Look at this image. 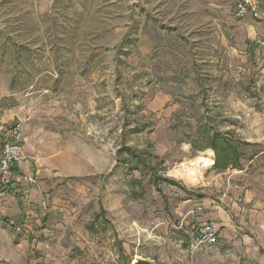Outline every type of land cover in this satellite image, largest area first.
<instances>
[{
  "label": "rangeland",
  "instance_id": "374dc122",
  "mask_svg": "<svg viewBox=\"0 0 264 264\" xmlns=\"http://www.w3.org/2000/svg\"><path fill=\"white\" fill-rule=\"evenodd\" d=\"M242 1L0 0V155L21 121L74 217L40 245L2 220L0 264H264V0Z\"/></svg>",
  "mask_w": 264,
  "mask_h": 264
},
{
  "label": "crops",
  "instance_id": "0c3cea01",
  "mask_svg": "<svg viewBox=\"0 0 264 264\" xmlns=\"http://www.w3.org/2000/svg\"><path fill=\"white\" fill-rule=\"evenodd\" d=\"M67 196L66 182L49 167L38 164L36 182L11 188L1 216L5 222L3 228L15 230L16 226L26 225L30 228L27 234L30 236L39 234L36 242L38 245L43 244V236H47L49 232L48 224L53 225L56 220H63L56 224V233L57 230L66 231L68 226L65 224L72 225L74 217L69 210ZM35 228L41 229L35 231Z\"/></svg>",
  "mask_w": 264,
  "mask_h": 264
},
{
  "label": "built area",
  "instance_id": "2783aa9c",
  "mask_svg": "<svg viewBox=\"0 0 264 264\" xmlns=\"http://www.w3.org/2000/svg\"><path fill=\"white\" fill-rule=\"evenodd\" d=\"M249 12L255 16L258 15L256 8L251 6L250 0H243L237 5L236 17L243 18ZM262 43L264 44V41ZM24 143L23 124L19 121L11 128L0 155V227L3 207L11 188L36 182V171L25 156ZM15 231L29 233L30 228L20 225L15 227ZM218 233V224L207 222L193 231L192 240L198 245L212 244L217 240Z\"/></svg>",
  "mask_w": 264,
  "mask_h": 264
},
{
  "label": "trees",
  "instance_id": "16d2710c",
  "mask_svg": "<svg viewBox=\"0 0 264 264\" xmlns=\"http://www.w3.org/2000/svg\"><path fill=\"white\" fill-rule=\"evenodd\" d=\"M220 141L216 138H210V142L206 145L207 148H212L221 160L218 166L229 167L237 165L233 159L236 156V151L232 146H226L225 144L219 143Z\"/></svg>",
  "mask_w": 264,
  "mask_h": 264
},
{
  "label": "bare ground",
  "instance_id": "6f19581e",
  "mask_svg": "<svg viewBox=\"0 0 264 264\" xmlns=\"http://www.w3.org/2000/svg\"><path fill=\"white\" fill-rule=\"evenodd\" d=\"M211 154L213 153L211 150L209 151ZM199 158V157H198ZM197 162V161H196ZM198 163H200V164H202V166L203 167H206V168H208V167H210V166H212L214 163L210 160V159H208V158H203V157H201L199 160H198Z\"/></svg>",
  "mask_w": 264,
  "mask_h": 264
}]
</instances>
